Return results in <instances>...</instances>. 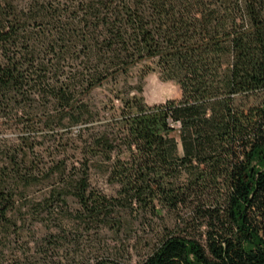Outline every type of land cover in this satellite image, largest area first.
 <instances>
[{"label":"trees","instance_id":"trees-1","mask_svg":"<svg viewBox=\"0 0 264 264\" xmlns=\"http://www.w3.org/2000/svg\"><path fill=\"white\" fill-rule=\"evenodd\" d=\"M149 73L180 99L146 104ZM0 122L17 132L0 139V257L26 215L72 198L83 223L180 220L139 264H264V0H0ZM63 139L69 157L36 158ZM64 237L26 242L18 264H60Z\"/></svg>","mask_w":264,"mask_h":264},{"label":"rangeland","instance_id":"rangeland-1","mask_svg":"<svg viewBox=\"0 0 264 264\" xmlns=\"http://www.w3.org/2000/svg\"><path fill=\"white\" fill-rule=\"evenodd\" d=\"M107 94L105 88H99L94 93L96 101H103ZM181 92L175 82H163L157 73H149L144 79L143 97L148 105L164 103L167 100L180 99ZM17 132L0 122V139H14ZM2 143V142H0ZM58 143L46 141L37 144L34 151L37 159L42 164L49 166L51 160H60L64 156L71 155L69 146H65V139ZM64 145V146H63ZM51 156V157H48ZM91 187L107 196H115L116 185L107 182L106 177L93 173L90 177ZM47 182L29 190L28 199L32 204H42L47 197ZM52 215L48 211H42L37 220L26 215L25 228L21 237L11 238L8 242L2 243L4 252L0 257V264H18V254L25 243L33 250L34 243L42 239L48 233H57L63 229L66 233L64 246L60 248L52 262L59 261L60 264H74L81 260H93L94 258L115 259L123 264H139L147 255L149 250L161 236L163 227L170 231L183 229L182 223H178L176 217L166 212L160 213V218L137 214L127 210L118 220L114 218L109 224L94 222L83 223L76 218L79 206L75 200L68 198L67 203H51ZM30 207L27 206V210ZM43 206L39 207L42 209ZM201 228L200 231H204ZM57 251V250H56ZM56 253V252H54ZM48 261V260H47Z\"/></svg>","mask_w":264,"mask_h":264}]
</instances>
